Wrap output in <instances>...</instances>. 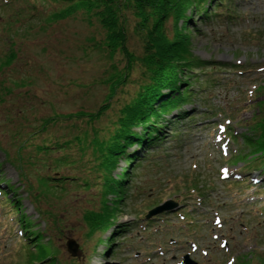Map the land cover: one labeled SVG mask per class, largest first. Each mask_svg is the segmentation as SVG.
Wrapping results in <instances>:
<instances>
[{
  "label": "rangeland",
  "instance_id": "rangeland-1",
  "mask_svg": "<svg viewBox=\"0 0 264 264\" xmlns=\"http://www.w3.org/2000/svg\"><path fill=\"white\" fill-rule=\"evenodd\" d=\"M226 1L228 13L220 0L188 25L194 55L209 62L190 115L170 116L157 143L129 147L136 157L120 158L112 176H126L105 195L91 141L108 138L143 67L110 53L94 14L55 20L66 3L0 0V264H29L43 249L54 260L31 264H183L187 252L198 264H264L262 159L235 162L264 119V0ZM125 15L127 47L140 56L142 35ZM122 75L102 115L78 116L96 112ZM170 198L177 208L145 217ZM104 201L114 224L92 231L86 215Z\"/></svg>",
  "mask_w": 264,
  "mask_h": 264
},
{
  "label": "trees",
  "instance_id": "trees-1",
  "mask_svg": "<svg viewBox=\"0 0 264 264\" xmlns=\"http://www.w3.org/2000/svg\"><path fill=\"white\" fill-rule=\"evenodd\" d=\"M52 1L67 5L52 15L55 20L68 18L80 11L98 16L103 26L107 28L105 44L110 53L121 51L127 58L129 70L134 63L138 62L143 67L146 77V81L139 84L133 98L121 107L108 138L100 140L95 137L91 141L93 156L97 161L96 167L102 176L100 184L105 190V195H108L114 192L118 183L122 182L123 177L126 176V170L119 173L117 178L112 176V171L117 167L120 158L124 157L131 163L136 157L135 151L131 152L132 154L128 153L129 147L144 148L145 143H157L163 128L169 123L170 116L181 118L190 115L189 110H186L184 106L197 101L199 97L197 89L203 90V88H192V83L200 80L199 76L203 74L209 62L194 55L191 47L192 31L188 29V25L193 14H197L200 18L213 17L212 8L215 4L218 5L220 0ZM223 1L224 11L228 13L231 11L230 5L228 1ZM126 11H129L135 20V32L142 35L144 50L140 56L133 54L127 47ZM123 77L124 75L112 78L111 91L105 103L96 112H79L78 116L89 117L92 120L102 115L109 107L116 88L123 82ZM201 105L206 104L201 103ZM190 110L194 111L195 108ZM256 123L259 125L252 127L256 135L248 137V141L252 142L251 153L237 156L235 162L245 160L251 155L262 157L264 161V119ZM139 159L142 160V158ZM49 179H51L50 176ZM61 179L66 178L61 177ZM8 187L12 185L8 184ZM113 212L114 208L105 201L99 210L89 212L86 219L90 229L92 231L107 230L114 224ZM22 221L26 230L31 232V241H38L42 232L32 231L33 223L25 216ZM32 255L30 254L27 258L29 264L36 260L40 262L54 260V256L46 249L39 252L37 257Z\"/></svg>",
  "mask_w": 264,
  "mask_h": 264
},
{
  "label": "water",
  "instance_id": "water-1",
  "mask_svg": "<svg viewBox=\"0 0 264 264\" xmlns=\"http://www.w3.org/2000/svg\"><path fill=\"white\" fill-rule=\"evenodd\" d=\"M177 205V203L173 200H167L164 203L160 204L159 206L153 208L152 210L149 211V213L147 214V217H150L153 214L159 213L161 211L167 210V209H171L173 207H175ZM69 250L72 254H74L73 250H72V246L70 245ZM196 262L193 261L189 255H185V264H195Z\"/></svg>",
  "mask_w": 264,
  "mask_h": 264
}]
</instances>
